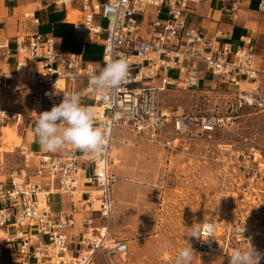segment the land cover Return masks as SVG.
<instances>
[{
	"label": "built area",
	"instance_id": "1",
	"mask_svg": "<svg viewBox=\"0 0 264 264\" xmlns=\"http://www.w3.org/2000/svg\"><path fill=\"white\" fill-rule=\"evenodd\" d=\"M204 1L52 0L54 6L76 4L82 21L76 30L86 39H101L102 67L113 59L127 60V79L106 94L92 90L89 69L97 70L95 65L83 61L79 54L56 49L51 34L35 31L14 37V54L18 56L15 70L28 73V87L38 94L42 86H47L51 110L62 102L61 93L68 86L81 81L80 96L92 98L94 104L85 106L96 107V124L105 130L108 144L96 156L79 154L72 145L65 146L59 155L40 153L32 176L22 169L0 182V241L15 246L12 263L95 264L96 256L101 254L106 264H117V259L127 255L126 240L114 237L110 228L114 204V176L110 171L113 132L126 127L135 135L153 138L165 133L169 123L178 135L188 134L192 124L196 135L213 132L223 118L175 116L160 105V95L168 87L199 89L198 61L212 77L226 84L239 107L264 111V66L257 58L253 35L242 34L233 44L228 31L215 29L209 34L188 22L191 9ZM256 1L258 12L264 14V0ZM241 2L232 0L226 8L231 20L238 18ZM149 8L150 20L144 28L139 17ZM95 15L106 21L104 27L93 23ZM21 17L39 24L34 12H25ZM4 45L0 41V48ZM15 75L3 77L12 79ZM242 77L248 86L243 85ZM156 79L159 84L153 82ZM16 115L20 114L0 110L1 118ZM225 150L230 152L228 160L218 159L221 169L225 172L230 164L233 181L245 184L243 194L251 189L250 196L239 198L241 204L234 221L222 229L217 220H203L198 228L203 232L205 225L211 224L213 235L204 236L206 241L195 238V251L205 256L203 264L216 258L229 264L233 251L247 247L250 241L260 254L259 264H264V154L253 146ZM30 157L25 154V167ZM42 176L47 183L41 181ZM51 193L78 197L68 210L54 213L49 206ZM71 244L76 247L75 253ZM0 264L5 263L0 260Z\"/></svg>",
	"mask_w": 264,
	"mask_h": 264
},
{
	"label": "rangeland",
	"instance_id": "2",
	"mask_svg": "<svg viewBox=\"0 0 264 264\" xmlns=\"http://www.w3.org/2000/svg\"><path fill=\"white\" fill-rule=\"evenodd\" d=\"M80 16L81 13L76 21ZM164 16L162 13L161 18ZM93 23L106 25L98 15L94 16ZM254 34L258 59L263 64L264 34L257 30ZM96 53H102L101 46ZM197 67L203 71L204 63L198 61ZM19 72L23 85L17 92L0 90V110L9 115L20 114L15 118L0 117V182L8 181L9 176L19 170L28 171L29 165L25 167V147L31 134L28 126L41 113L38 94L26 85L28 73ZM242 81L243 85L247 83L245 77ZM228 90L218 78L214 83L202 78L198 90L168 87L160 95V105L171 115L223 118L211 133L196 135V126L192 124L188 134L178 135L173 133L169 123L164 127L165 133L150 138L149 135H135L125 127L122 129L128 135L125 149L115 151L111 145L112 160L122 152L129 160L131 158L133 167L112 182L111 232L114 237L126 240L129 249L126 258L117 259V264H174L177 253L188 244L195 252L191 264H203L207 260L195 251V237H188L189 234L205 219L217 220L221 229L231 224L241 204L239 198L250 196L251 189L243 194L245 184L233 181L232 166L229 164L224 172L218 159L228 160L230 150L226 152L225 149L229 147L253 146L264 154V111L250 106L239 107ZM43 96L45 102L50 101L47 87ZM116 130L118 134L120 129ZM32 159L38 161L33 156L29 164ZM230 162L234 160L231 158ZM118 165L113 161L110 166L113 176ZM137 166L140 168L136 169ZM49 206L53 211L58 210L60 197H49ZM218 260H208V264H217ZM94 262L106 264L101 254Z\"/></svg>",
	"mask_w": 264,
	"mask_h": 264
},
{
	"label": "crops",
	"instance_id": "3",
	"mask_svg": "<svg viewBox=\"0 0 264 264\" xmlns=\"http://www.w3.org/2000/svg\"><path fill=\"white\" fill-rule=\"evenodd\" d=\"M231 1L232 0H224L223 2L209 0L204 1L191 9V13L188 15V22L201 27L209 34H212L215 29L228 31L230 32L231 36L230 42L233 44L238 43V37L242 34L249 33L254 37L255 30H257L258 33L261 32L264 34V14L258 12L256 5L257 1L242 0L239 16L234 20H231L226 13V8ZM51 3L52 0H0V41L5 43V45L0 48V90L17 92V89L23 85L20 84V72L15 70V62L18 59V56L14 54V37L19 33H31L35 31L49 33L55 39L56 49L79 54L83 61L93 63L97 68V71L103 68L101 62L102 53H100V55L96 53V49L99 46H101L103 50L101 39H86L84 38V34L82 32L76 30V26L82 22L81 19L76 21L80 13L79 9L75 8L76 4L71 5V9L67 10L68 7L54 6ZM28 11L34 12L35 16L38 17V25L33 24L30 18L23 19L21 17L23 13ZM151 11L152 8H149L145 15L139 17L144 28H147L148 26ZM7 50L9 52H7ZM14 73H16V75L12 79L3 77L4 75ZM173 73L174 72H171L170 74L174 75ZM211 77L212 75L206 72L204 67L203 71H200L199 73V83L201 82L202 78H207L209 79L210 83H214L215 78ZM26 82V85H28V81ZM153 82L155 84L160 83L159 79H156ZM45 87L47 86L41 87L38 93L39 98L37 99L41 113L44 111H49L50 108L49 100L47 102L44 101L43 92ZM81 90L82 82L79 81L72 87L68 86L64 92L61 93V96L63 97L65 94H69L71 91L78 93L80 96ZM80 102L83 106L87 104H94L92 98H83L81 96ZM38 118L39 117L34 118L32 124L28 126V129L31 130V134L29 135V139L26 142V154H30L31 157H36V155H39L40 153H46L50 155L62 154L65 151V146H69L71 144H67L62 148L47 150L38 143L34 132ZM61 127H63V125H61ZM127 136L128 135H125L122 129L119 130L118 134L117 130H114L112 147L115 151H121L125 149V144L128 139ZM114 158L115 159L113 160L111 158V165L113 164V161H117L119 163V165L115 168L114 181H116V176H124L127 174V172L133 170V167L130 164L131 158L129 160L122 152H119ZM28 165H31L30 167L28 166V171L31 169H33V171L31 173L27 171V173L32 176L35 173L38 161L36 162L34 159H32L31 164H29L28 161ZM137 168L139 169L140 167L137 166L136 169ZM41 181L43 183H47L48 180L45 176H42ZM55 195L60 197V208L55 211L51 210L54 213L68 210L72 206V200L75 201L77 200L76 197H78L77 195L70 196L68 194L58 193H51L49 197ZM70 248L71 251L75 253L76 247L71 244ZM14 250L15 246L0 241V251L2 253L0 259L1 262L5 264H16L12 263V260L15 258L13 255ZM223 263V259L219 258L217 264Z\"/></svg>",
	"mask_w": 264,
	"mask_h": 264
},
{
	"label": "clouds",
	"instance_id": "4",
	"mask_svg": "<svg viewBox=\"0 0 264 264\" xmlns=\"http://www.w3.org/2000/svg\"><path fill=\"white\" fill-rule=\"evenodd\" d=\"M128 73L129 65L125 58L110 60L98 71L90 67L92 90L106 94L118 88L127 79ZM38 117L34 132L38 143L47 150L71 144L85 155L96 156L101 154L108 144L105 130L97 126L95 113L81 104L78 93L65 94L61 103L54 105L49 111L40 113ZM205 229L202 232L200 228H196L188 237L201 240H204V236L212 237L213 226L206 224ZM194 254L188 244L177 253L174 264H191ZM259 260L260 254L249 241L247 247H237L233 251L229 264H259Z\"/></svg>",
	"mask_w": 264,
	"mask_h": 264
},
{
	"label": "bare ground",
	"instance_id": "5",
	"mask_svg": "<svg viewBox=\"0 0 264 264\" xmlns=\"http://www.w3.org/2000/svg\"><path fill=\"white\" fill-rule=\"evenodd\" d=\"M59 86L62 88V87H63V83L61 82V84H60ZM95 108H96V107H94V106L91 107L92 110H94ZM167 143H169V142H167ZM126 256H127V255L122 256V258L124 259V258H126Z\"/></svg>",
	"mask_w": 264,
	"mask_h": 264
}]
</instances>
